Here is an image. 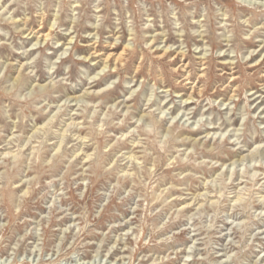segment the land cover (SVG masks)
Segmentation results:
<instances>
[{"label": "rangeland", "instance_id": "1", "mask_svg": "<svg viewBox=\"0 0 264 264\" xmlns=\"http://www.w3.org/2000/svg\"><path fill=\"white\" fill-rule=\"evenodd\" d=\"M140 2L3 0L0 264H264V12Z\"/></svg>", "mask_w": 264, "mask_h": 264}, {"label": "clouds", "instance_id": "2", "mask_svg": "<svg viewBox=\"0 0 264 264\" xmlns=\"http://www.w3.org/2000/svg\"><path fill=\"white\" fill-rule=\"evenodd\" d=\"M189 3H194L195 0H188ZM131 3H135L138 7L135 9L125 8V5H130ZM0 7H3V0H0ZM249 7L255 8L257 11L264 12V0H251ZM121 8L122 11L128 10L131 11V18L134 21L129 25V29L133 30V39L128 41L129 47L132 49L129 52V57H132L133 54H139L140 51H143L147 45L145 44V37L143 35V29L145 27L144 18L147 16V9H143V5L140 0H121ZM176 11H181L180 9H176ZM183 15V13H182ZM247 23V21H245ZM158 39V38H157ZM147 57V53H145ZM131 70L130 68L128 69ZM3 73L0 72V76ZM159 79V76L156 77ZM115 83V82H113ZM113 85L109 84L108 87L111 88ZM156 91H162L161 89H154L153 95H150L147 98V103L151 104L154 98V93ZM218 107H225V105L219 104V102H215ZM226 107L231 109L233 107L232 102H229ZM232 115L231 112L227 113L223 119H228ZM172 119L170 115H168V109L164 108L161 105L159 108H152L149 111L145 112V116L141 118L138 122V131L141 133H146L145 139L147 141H151L152 145L159 143L162 144L167 141L172 135L173 130L168 129L167 132L164 130V125L167 120ZM163 121V123H162ZM186 125L182 121L180 127H185Z\"/></svg>", "mask_w": 264, "mask_h": 264}]
</instances>
